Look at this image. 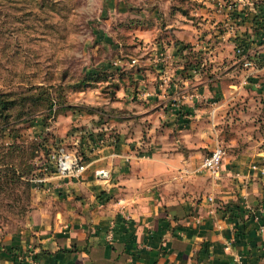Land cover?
<instances>
[{"label":"crops","instance_id":"crops-1","mask_svg":"<svg viewBox=\"0 0 264 264\" xmlns=\"http://www.w3.org/2000/svg\"><path fill=\"white\" fill-rule=\"evenodd\" d=\"M203 1L209 8L190 3L199 30L185 23L183 0H164L169 10L163 16L147 8V29L134 27L149 43L142 70L132 74L144 86L137 100L145 106L126 84L104 106L107 112L55 117L53 146L71 141L85 168L63 178L49 167L46 180L31 189L21 225L0 237V264H24L30 257L35 264H264V167L255 158L259 153L242 144L246 132L235 129L244 126L250 105H256L252 112H264L249 94L264 77L249 83L241 76L233 83L206 76V61L196 58L213 61V74L220 68L215 51L232 64L228 49L214 43L230 30L220 34L215 25L239 24L238 53L254 65L246 70L263 72L264 27L251 18V6L234 3L235 12H217ZM214 135L224 145L215 179L198 169Z\"/></svg>","mask_w":264,"mask_h":264},{"label":"rangeland","instance_id":"rangeland-1","mask_svg":"<svg viewBox=\"0 0 264 264\" xmlns=\"http://www.w3.org/2000/svg\"><path fill=\"white\" fill-rule=\"evenodd\" d=\"M191 1L198 2L200 4L198 7H209L203 0L182 2L186 13V21L184 19L183 21L199 30L202 26L195 25L197 16L190 15L193 9ZM226 1L240 6L243 4L252 6L253 2H259V0ZM193 7L197 9V6ZM147 8L163 16L164 12H168L169 5L166 6L164 0L150 2L147 0H0V90L20 91L28 86L41 85L49 88L58 103H61V98L64 106L65 103L71 104V109L107 112L103 109L104 106H108L110 101L116 99V97L112 99L113 84L118 83L123 90L125 85L129 84L128 92L131 93L132 99L141 103L140 106H145L143 100H137V96L145 91L144 86H137L136 81L131 78L118 79V82L115 78L117 76L120 78V72L129 74V71L142 70L143 63H140V60L147 59L149 43L147 35H140L136 30L147 29ZM136 24L141 28H134ZM173 24L175 25L176 21ZM215 26V30L220 34L230 30L227 35L223 34L225 38L221 39V42L215 40L214 43L217 48L228 49L230 56L227 55L226 59L233 63L223 62L224 55L215 51L214 63L220 68L213 74L209 73L208 68V63L212 64L213 61L205 60L206 55L196 56L197 59L201 58L200 62L206 61L203 67L206 76L223 77L233 83L241 76L242 80L246 82L247 79L249 83H255L257 77H264V71L258 73L251 68L252 72L249 73L250 71L246 70L249 67L242 66L243 59L238 53L243 47L240 42L243 41L241 25L234 24L229 29L228 26H223L217 21ZM255 45L257 44L253 46L249 44L246 48L253 49ZM159 59L160 57L157 60ZM252 60L257 62L258 59L252 57ZM222 62L225 68L221 67ZM229 64L231 66L227 67ZM114 67L117 69L113 70ZM97 68L102 70L107 68L103 73H98V78L101 79L79 86L78 82L83 74L97 71ZM254 87L249 89L251 90L249 94L252 99H260L258 108L260 106L264 108V85ZM255 106L250 105L245 112L241 120L244 126L235 124V129L240 134L246 132L241 138L242 144L246 143L248 151L259 153L255 158L263 161L264 112L258 110L252 112ZM128 108L136 110L137 107L128 105ZM71 109H58L59 112H55V117L67 114L68 111H72ZM38 126H40L38 121L37 125L34 123L29 125L24 121L15 125L17 132L25 140L32 138V134L35 135L39 131ZM71 126L69 125L68 130L73 128ZM50 130H53L52 127ZM8 140L7 136L0 137V145L4 146ZM57 145L74 151L82 159L80 152L72 148L71 141L66 143L57 141ZM222 146L224 148L223 144ZM43 156V153H37L30 160L36 174ZM28 161L25 152L10 156L4 152L3 147L0 149V167H3V163L12 162L16 168L23 170V164H27ZM25 177L28 178L29 175H24L23 178ZM23 178L21 177V180ZM13 179L15 177L7 179L9 182L5 183L6 179L1 178L0 237L5 232L13 231L20 226V222L30 209L32 188L29 189Z\"/></svg>","mask_w":264,"mask_h":264},{"label":"trees","instance_id":"trees-1","mask_svg":"<svg viewBox=\"0 0 264 264\" xmlns=\"http://www.w3.org/2000/svg\"><path fill=\"white\" fill-rule=\"evenodd\" d=\"M261 4L262 3L258 2L253 3L252 11H250L251 18L257 23L258 27H261L260 23L262 24V22L260 21ZM231 11L235 12L236 10L232 9ZM184 47L190 46L186 44L184 45ZM115 69H117V67H114L113 70ZM105 70H107V68H105L104 70L97 68V71L95 70L91 73H84L82 78L78 82L79 86L88 85L90 81H99L101 78H98V73H103V71ZM137 71H140V69L131 72L129 71V74L120 72V78H118L117 76V78L115 79L117 80V82L118 79L122 78H131L133 81H135L132 78L131 74ZM119 86L120 85L118 83L113 84L114 92L112 99L115 97L114 95L116 91L120 88ZM60 101L61 103L57 102L56 98L52 96L49 88L41 85L28 86L20 91L0 90V137L4 138L5 136H7L9 139L4 146L0 145V149H2L3 147L4 152H7V154H9L10 156L12 154L17 155L25 152L28 155L29 159L27 164H23V170L16 168L15 164L12 162L3 163V167H0V183L1 178L6 179L5 183H8L9 181L7 179L15 177V179H13L14 181L31 189L33 187L31 179L34 178V176L42 175L41 171H38L37 174L34 173L35 167L33 164H31L30 160L37 153H43L44 156L41 162L45 163L48 152L51 148L56 146H53L54 143L49 133V127L56 116L55 112H59L58 109L69 110L72 107V105L69 103H65L64 106V102H62L61 98ZM23 121L27 124L29 123V125H31V123L37 125L38 121L41 126H38L39 131H37L35 135L32 134V138L28 140L23 139L21 134L17 132V127H15L18 122ZM259 164L264 167V160L259 161ZM24 175H29V177L23 178ZM21 177L23 178V180H21Z\"/></svg>","mask_w":264,"mask_h":264},{"label":"built area","instance_id":"built-area-1","mask_svg":"<svg viewBox=\"0 0 264 264\" xmlns=\"http://www.w3.org/2000/svg\"><path fill=\"white\" fill-rule=\"evenodd\" d=\"M213 3V7L217 12H221L222 10H227L230 12L233 8V4L226 0H210ZM253 6V4H252ZM251 6V7H252ZM261 18L260 21L264 27V3L261 4ZM260 64L264 67V58L260 60ZM243 67H251L253 64L250 61H243ZM102 140H97L100 143ZM224 155V150L221 141L219 138L214 135L213 136V146L209 150L208 154H206L199 165V170L201 172L207 173L212 178H217L219 175V168L221 164L222 157ZM52 168L54 173L60 177H76L78 176L85 168V164L82 161L81 157L77 155L74 151L68 150L60 145H56L51 148L48 152L44 166L42 167L43 173L40 176H34L31 179L33 186H37L42 184L45 180V173H47L48 169ZM255 169V166L251 167ZM261 231H264V227H260ZM225 249H228V244L225 245ZM20 261V260H19ZM21 263V261H20ZM24 264H35L34 260L30 257L27 259Z\"/></svg>","mask_w":264,"mask_h":264},{"label":"water","instance_id":"water-1","mask_svg":"<svg viewBox=\"0 0 264 264\" xmlns=\"http://www.w3.org/2000/svg\"><path fill=\"white\" fill-rule=\"evenodd\" d=\"M97 175H99V177H101V178H105V176H106V174L103 172V171H99V172H97Z\"/></svg>","mask_w":264,"mask_h":264}]
</instances>
